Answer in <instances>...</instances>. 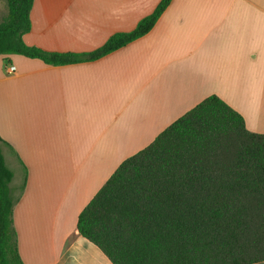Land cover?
<instances>
[{"label": "crops", "instance_id": "0c3cea01", "mask_svg": "<svg viewBox=\"0 0 264 264\" xmlns=\"http://www.w3.org/2000/svg\"><path fill=\"white\" fill-rule=\"evenodd\" d=\"M159 1L33 0L23 41L90 52ZM211 95L264 134V0H171L146 34L93 61L0 55V142L22 263L111 264L78 234V215L122 161Z\"/></svg>", "mask_w": 264, "mask_h": 264}, {"label": "trees", "instance_id": "16d2710c", "mask_svg": "<svg viewBox=\"0 0 264 264\" xmlns=\"http://www.w3.org/2000/svg\"><path fill=\"white\" fill-rule=\"evenodd\" d=\"M171 0L129 32L83 53L28 46L33 0H5L0 55L46 65L93 61L146 34ZM0 142V264H23L12 212L18 200ZM76 230L111 264H256L264 261V134L215 95L122 161L77 218Z\"/></svg>", "mask_w": 264, "mask_h": 264}, {"label": "rangeland", "instance_id": "374dc122", "mask_svg": "<svg viewBox=\"0 0 264 264\" xmlns=\"http://www.w3.org/2000/svg\"><path fill=\"white\" fill-rule=\"evenodd\" d=\"M6 14V2L5 0H0V20Z\"/></svg>", "mask_w": 264, "mask_h": 264}, {"label": "built area", "instance_id": "2783aa9c", "mask_svg": "<svg viewBox=\"0 0 264 264\" xmlns=\"http://www.w3.org/2000/svg\"><path fill=\"white\" fill-rule=\"evenodd\" d=\"M7 73H13L15 71V68L13 65L8 64L6 67Z\"/></svg>", "mask_w": 264, "mask_h": 264}]
</instances>
